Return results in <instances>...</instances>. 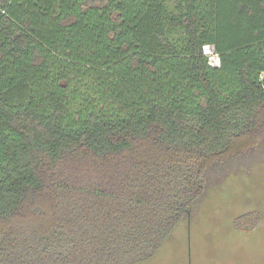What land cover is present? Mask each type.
I'll use <instances>...</instances> for the list:
<instances>
[{
  "label": "trees",
  "instance_id": "1",
  "mask_svg": "<svg viewBox=\"0 0 264 264\" xmlns=\"http://www.w3.org/2000/svg\"><path fill=\"white\" fill-rule=\"evenodd\" d=\"M263 136L264 0H0V264H141Z\"/></svg>",
  "mask_w": 264,
  "mask_h": 264
},
{
  "label": "rangeland",
  "instance_id": "2",
  "mask_svg": "<svg viewBox=\"0 0 264 264\" xmlns=\"http://www.w3.org/2000/svg\"><path fill=\"white\" fill-rule=\"evenodd\" d=\"M206 53L218 64L213 47ZM234 163L233 170L212 179L194 216L141 264H264V136ZM253 209L261 212L257 227L234 229L235 216Z\"/></svg>",
  "mask_w": 264,
  "mask_h": 264
}]
</instances>
